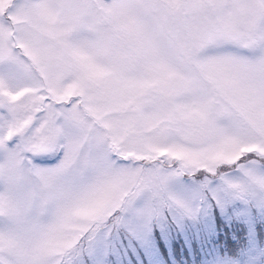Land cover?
Listing matches in <instances>:
<instances>
[{
	"label": "snow or ice",
	"instance_id": "6c2138e0",
	"mask_svg": "<svg viewBox=\"0 0 264 264\" xmlns=\"http://www.w3.org/2000/svg\"><path fill=\"white\" fill-rule=\"evenodd\" d=\"M184 235L264 264V0H0V264H185Z\"/></svg>",
	"mask_w": 264,
	"mask_h": 264
},
{
	"label": "rangeland",
	"instance_id": "374dc122",
	"mask_svg": "<svg viewBox=\"0 0 264 264\" xmlns=\"http://www.w3.org/2000/svg\"><path fill=\"white\" fill-rule=\"evenodd\" d=\"M199 228V225L197 224H189L187 231L188 232H197ZM229 238H232L231 236ZM188 240V236L184 235V236H179L176 241L175 244H177L180 248L181 251V255L185 261V264H196V252L199 251L200 255L203 256L204 255V249L201 248L200 243L197 241L196 242V248L195 249H191L190 246L185 244V241ZM187 251L188 255L186 257L183 256V253Z\"/></svg>",
	"mask_w": 264,
	"mask_h": 264
}]
</instances>
